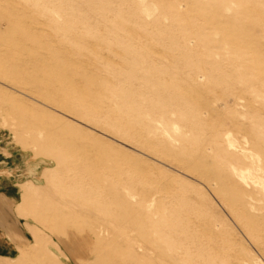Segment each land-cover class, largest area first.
<instances>
[{"label": "rangeland", "instance_id": "obj_1", "mask_svg": "<svg viewBox=\"0 0 264 264\" xmlns=\"http://www.w3.org/2000/svg\"><path fill=\"white\" fill-rule=\"evenodd\" d=\"M0 179V264H264V0H0Z\"/></svg>", "mask_w": 264, "mask_h": 264}, {"label": "crops", "instance_id": "obj_2", "mask_svg": "<svg viewBox=\"0 0 264 264\" xmlns=\"http://www.w3.org/2000/svg\"><path fill=\"white\" fill-rule=\"evenodd\" d=\"M8 178V177H7ZM0 181H1V179H0ZM11 185H13V186H16V184L15 183H12ZM6 231H7V229H6ZM7 233V232H6ZM2 251H1V249H0V253H1ZM0 255H3V254H0Z\"/></svg>", "mask_w": 264, "mask_h": 264}, {"label": "bare ground", "instance_id": "obj_3", "mask_svg": "<svg viewBox=\"0 0 264 264\" xmlns=\"http://www.w3.org/2000/svg\"><path fill=\"white\" fill-rule=\"evenodd\" d=\"M1 199V198H0ZM2 206V201L0 200V207ZM4 207V206H3Z\"/></svg>", "mask_w": 264, "mask_h": 264}]
</instances>
